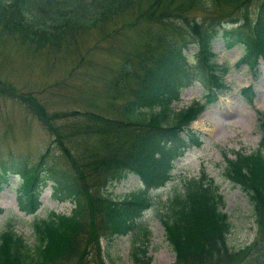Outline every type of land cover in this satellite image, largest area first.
<instances>
[{"label":"trees","instance_id":"1","mask_svg":"<svg viewBox=\"0 0 264 264\" xmlns=\"http://www.w3.org/2000/svg\"><path fill=\"white\" fill-rule=\"evenodd\" d=\"M206 1L0 0V40L29 43L48 49V53L67 52L86 33L98 32L99 46L107 38L141 29L139 41L120 49L119 67L104 87L110 101L107 109L117 106L114 116L73 111L72 116L84 124L75 126L79 128L76 130L84 135L70 149L71 153L62 146L63 132H56V144L68 159L70 171L55 167L56 153L51 148L31 168L0 166V191L9 181L10 170L20 169V192L28 213L33 214L40 207L42 192L50 181L57 199L75 205L70 215L53 213L47 219L34 221L35 247L28 246L10 225L0 234V264H88L89 251L100 252L99 236L111 242L132 232L136 235L134 264H151L144 247L149 231L138 223L153 205L150 190L164 187L171 179L174 161L186 150L201 146L191 124L231 88L225 78V66L215 60L214 41L221 37L230 48L241 45V63L250 69L264 60V0L253 23L245 18L237 29H225L218 20L200 22L192 16L195 9L206 8ZM242 1L209 3L239 5ZM228 22L238 24L239 20ZM152 25H157V33L148 28ZM110 26L114 28L107 33ZM190 44L198 47L195 64L184 55ZM192 82L205 88V103L195 102L176 112L173 103L179 101L181 90ZM244 93L251 102L252 90L245 89ZM0 95L36 104L34 96H18L1 81ZM119 100V105L114 103ZM99 110L106 112V108ZM37 113L46 116L45 111ZM260 114L259 148L251 154L240 151L235 159L227 158L225 174L249 196L264 249V115ZM60 115L66 117L65 113L56 112L51 120ZM82 143L85 149H81ZM129 174L139 176L146 190L117 198L110 187ZM184 188L183 194L175 196L169 214L162 217L176 255L174 264H231L234 255L227 242L231 223L221 211L224 199L213 180L203 175L200 180L187 181ZM93 218L96 220L90 222ZM90 225L96 226L90 230ZM98 264L105 263L99 260Z\"/></svg>","mask_w":264,"mask_h":264},{"label":"rangeland","instance_id":"2","mask_svg":"<svg viewBox=\"0 0 264 264\" xmlns=\"http://www.w3.org/2000/svg\"><path fill=\"white\" fill-rule=\"evenodd\" d=\"M261 2L262 0H244L239 6L218 3L213 6L206 3L207 8L195 9L192 16L207 20L208 23L212 20L221 23L237 16L239 23L243 24L245 18L251 21L255 19ZM227 23L229 22L224 25L231 27ZM113 28L114 26L108 27L106 32L111 33ZM148 28L153 33L159 31L157 25ZM140 32L141 29L128 30L118 38L105 39L99 46L96 45L99 33H86L67 52L59 54L48 53V49L14 39L0 40L2 85L10 87L18 96L34 95L36 100L34 104L20 97L0 95V164L7 167L20 166L22 164L18 162L23 161V165L33 166L38 163L39 154L52 145L58 155L53 163L55 167L64 172L70 171L68 159L61 153L59 143L56 144V132H63L62 146L69 152L84 135L81 130H76L79 128L75 126L81 127L84 124L82 120H76L72 116L73 111L93 112L101 107L113 114L115 108L107 110L109 98L104 94V87L113 79L114 71L119 67L122 58L120 49L139 41ZM213 50L216 61L228 69L226 80L232 90L192 124L191 128L199 133L202 146L191 148L177 159L173 164V177L169 183L151 193L153 205L140 222L150 232L149 242L144 247L151 256L152 264L175 263L176 255L167 241L161 217L169 213L174 197L184 192V182L200 178L203 171L219 185L220 193L225 197L224 212L232 225L228 235V244L232 249L230 254L234 255L231 264H264L262 250L255 249L252 254L249 246L254 243L257 246L262 244V240H258L261 228L249 197L239 186L224 177L227 158L234 159L238 151L251 154L259 147L262 138L259 118L260 113L264 115V61L261 60L259 67L253 70L245 64L239 66L244 53L242 46L230 48L221 37L214 42ZM197 51L196 45H190L189 51L185 52L192 63L193 54ZM249 87L253 88L255 94L252 104L240 93L242 89ZM204 95L203 86L194 82L183 89L180 101L174 103V109H185L195 101H202ZM37 111H45L46 116H39ZM56 112H66V117L60 115L59 119L51 120L50 116ZM81 149H85L84 143ZM11 172L19 173L16 170ZM21 183V175L11 174L9 183L0 192V234L13 225L27 244L35 247L33 222L45 219L53 212L69 215L74 206L58 201L50 182L41 196V207L35 214L29 215L21 205ZM143 185L138 176L130 174L122 181L113 183L110 192L117 198H123L139 191ZM95 220L93 218L89 221ZM96 225H90V230ZM98 239L100 255L94 250L89 251L88 264L105 261L103 256L107 264H133L134 234L116 237L111 243L101 236ZM96 256L98 261L94 262ZM75 262L72 261L71 264Z\"/></svg>","mask_w":264,"mask_h":264}]
</instances>
